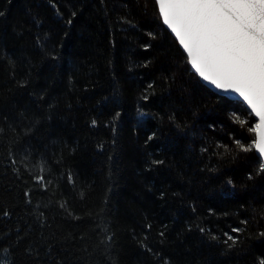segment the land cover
Listing matches in <instances>:
<instances>
[{"label":"trees","instance_id":"16d2710c","mask_svg":"<svg viewBox=\"0 0 264 264\" xmlns=\"http://www.w3.org/2000/svg\"><path fill=\"white\" fill-rule=\"evenodd\" d=\"M255 126L156 0H0V264H264Z\"/></svg>","mask_w":264,"mask_h":264},{"label":"snow or ice","instance_id":"6c2138e0","mask_svg":"<svg viewBox=\"0 0 264 264\" xmlns=\"http://www.w3.org/2000/svg\"><path fill=\"white\" fill-rule=\"evenodd\" d=\"M156 4L164 6L161 17L197 74L222 91L235 92L264 121V0H156ZM257 150L264 161V144H257ZM260 167L264 171V162Z\"/></svg>","mask_w":264,"mask_h":264},{"label":"water","instance_id":"95a60500","mask_svg":"<svg viewBox=\"0 0 264 264\" xmlns=\"http://www.w3.org/2000/svg\"><path fill=\"white\" fill-rule=\"evenodd\" d=\"M164 6L161 5L158 7V11H159V14L161 16V8H163ZM161 20H162V23L164 24V26L168 29V31L172 34V36L175 38V40L177 41L180 49L184 52V54L186 55L187 57V60L189 59L187 53H186V50L183 49L181 46H180V42L179 40L177 39V37L175 35H173L171 29H170V26L165 22L164 19H162L161 17ZM189 64V63H188ZM191 70L194 72V74L199 78V80L204 84L206 85L208 88H210L211 90H213L215 93L217 94H220L222 96H225L231 100H234V101H239L241 102L246 108L247 110L252 114V116L254 117L255 121H256V126H255V141H254V151L256 153V155L261 159L260 157V153L259 151L257 150V144H264V121H262L260 119L259 116H257L255 114V110L252 108L251 105L249 104H246L239 96H237L235 94V92L233 91H222L220 87L214 85V84H210L209 81L207 79H202L196 72V69H195V66L192 65V64H189ZM262 161V160H261ZM264 162V161H262Z\"/></svg>","mask_w":264,"mask_h":264},{"label":"bare ground","instance_id":"6f19581e","mask_svg":"<svg viewBox=\"0 0 264 264\" xmlns=\"http://www.w3.org/2000/svg\"><path fill=\"white\" fill-rule=\"evenodd\" d=\"M161 17V16H160Z\"/></svg>","mask_w":264,"mask_h":264}]
</instances>
